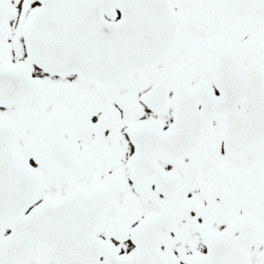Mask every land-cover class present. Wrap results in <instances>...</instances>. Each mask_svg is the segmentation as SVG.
<instances>
[{"label": "snow or ice", "instance_id": "obj_1", "mask_svg": "<svg viewBox=\"0 0 264 264\" xmlns=\"http://www.w3.org/2000/svg\"><path fill=\"white\" fill-rule=\"evenodd\" d=\"M0 264H264V0H0Z\"/></svg>", "mask_w": 264, "mask_h": 264}]
</instances>
